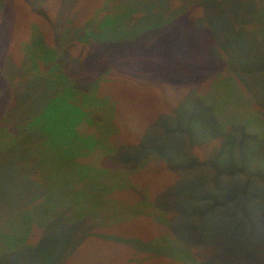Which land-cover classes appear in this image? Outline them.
Masks as SVG:
<instances>
[{"label": "rangeland", "instance_id": "374dc122", "mask_svg": "<svg viewBox=\"0 0 264 264\" xmlns=\"http://www.w3.org/2000/svg\"><path fill=\"white\" fill-rule=\"evenodd\" d=\"M57 74L89 121L48 126L98 138L76 167L105 172L72 206L0 173V264H264V0H0V149Z\"/></svg>", "mask_w": 264, "mask_h": 264}, {"label": "trees", "instance_id": "16d2710c", "mask_svg": "<svg viewBox=\"0 0 264 264\" xmlns=\"http://www.w3.org/2000/svg\"><path fill=\"white\" fill-rule=\"evenodd\" d=\"M66 34H67L66 41H68L70 40V36L67 33V31ZM63 35L64 34H62V36ZM64 52L65 50H62L59 52V54L62 53L63 55ZM56 53L57 51H52L51 54L49 53L50 55L40 53V57H41L40 63L44 64L45 66H48L47 69L49 70L50 74H54L60 69L58 67L60 66V63L58 62L61 60V58L59 54L57 55ZM62 75L64 74L55 75L56 78L54 77V80L48 78L49 82L57 81L59 86L58 87L54 86V88L51 91V94L46 95L45 99L43 98L44 94L41 95L42 99L38 103V105L40 106H37L39 110L37 114L34 116V119L30 121L31 125L29 127L26 126L25 131H23L22 134L20 133L21 135L24 134L25 137L28 138V140L31 139L29 145L20 144L18 143L19 142L18 141L16 143L14 142L15 144L12 145L9 144L2 147V149H0V173L7 175V179L9 180L11 177V174L9 173L11 170H13L12 174L13 173L14 174L13 177H11L13 179L12 183L13 185L14 183H16L18 189L20 186V182L24 184L30 183L33 189H37V188L41 189L43 193H44V188L40 187L41 184L49 185V183L51 184L50 181L53 180L52 181L53 185H59L62 184L59 182L66 180L65 186L74 188L72 192H70L71 196L73 197L70 198V200L68 199L69 201L67 200L70 206H72L73 203H75V201L78 200V198H75L76 197L75 195L77 193L76 191L77 188L79 186H82L84 188L83 186L84 182L90 179L94 180V177H97L99 175L98 172L100 171L105 172V170L96 167L97 169L94 171L95 175H93V173H89L88 171H86L85 168L83 169L84 166L82 167V165L76 167L78 166L77 161L81 162V159L86 158L88 155L93 153L92 150H94L93 149L94 143L99 148L98 138H97V142L95 140L94 143L90 145L85 144V142L82 140V136L79 133H76L77 135L75 136L74 132L63 133L61 131L58 138H56L54 136V132L51 130V126H48L49 117H52L55 114L65 115L64 116L65 120L69 119V123L71 122L69 126L73 124L77 125L84 119H86V121L88 120V117L86 115L79 116L76 114L75 112L76 106L73 105L75 102L71 101L73 98L76 99V101L79 100L76 103L80 104L81 98L83 97L82 94H85L83 93L84 91H82L84 88L78 86L77 84L74 86L71 83L72 84L71 90L73 91L74 94L70 93V91L68 90L66 91L65 87L66 85L69 84L70 81L69 82L67 81L68 80L67 75H66L67 77L66 80H62L61 79ZM68 86L70 90V84ZM66 94H69V96L71 97V100L69 102L64 101ZM78 94L81 96V98L80 96H78ZM82 105H84L82 106V109L84 110L85 104L82 103ZM51 110L53 111L55 110L54 111L55 113L54 112L52 113ZM32 121L33 122L46 121V122H44L41 126H39L38 124L33 125ZM66 127L67 125L63 124V128L65 129ZM28 159H31L30 161L32 165L29 168V170L26 173H24V177L20 178L19 172L15 171V166L13 165V162H15V165L18 166L20 162ZM33 166L35 169L31 171ZM88 167L93 169L95 166L89 165ZM56 168H63V171L60 177L55 178L52 172H54ZM106 175L108 176V174ZM108 179L109 180H102V183H105L106 181L111 182L110 178ZM56 181H58L57 184ZM114 183H117V180H114ZM45 190H49L47 186H45ZM46 209L47 208L45 206L43 207V209L39 207V209L33 212V214L35 215V220H34L35 222L41 221L37 219V216L40 213L45 212ZM26 221L27 220L23 222Z\"/></svg>", "mask_w": 264, "mask_h": 264}]
</instances>
